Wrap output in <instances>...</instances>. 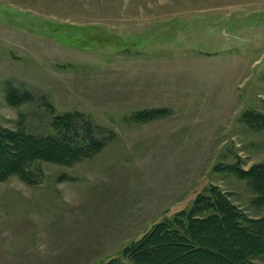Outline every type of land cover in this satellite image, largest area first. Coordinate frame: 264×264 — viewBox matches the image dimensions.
Listing matches in <instances>:
<instances>
[{"label": "rangeland", "instance_id": "374dc122", "mask_svg": "<svg viewBox=\"0 0 264 264\" xmlns=\"http://www.w3.org/2000/svg\"><path fill=\"white\" fill-rule=\"evenodd\" d=\"M67 113L104 147L0 181V264H134L125 248L213 188L264 215L232 171L264 165V0H0V126Z\"/></svg>", "mask_w": 264, "mask_h": 264}, {"label": "trees", "instance_id": "16d2710c", "mask_svg": "<svg viewBox=\"0 0 264 264\" xmlns=\"http://www.w3.org/2000/svg\"><path fill=\"white\" fill-rule=\"evenodd\" d=\"M29 94L9 88L6 101L19 105L30 100ZM50 127L52 132L45 135L20 126L15 130L0 126V181L18 176L34 184L30 171L33 164L69 165L104 147L105 130L80 113L56 116ZM232 171L248 183L254 193L253 205L264 210V165ZM123 256L134 264H254L264 259V215L246 218L227 195L213 188L208 196L198 195L190 211L179 212L172 221L154 224L140 240L124 249ZM100 264L119 262L112 258Z\"/></svg>", "mask_w": 264, "mask_h": 264}]
</instances>
